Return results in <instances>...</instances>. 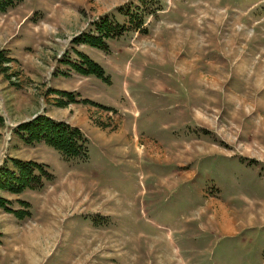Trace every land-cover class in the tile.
<instances>
[{
  "label": "rangeland",
  "instance_id": "374dc122",
  "mask_svg": "<svg viewBox=\"0 0 264 264\" xmlns=\"http://www.w3.org/2000/svg\"><path fill=\"white\" fill-rule=\"evenodd\" d=\"M0 51V169L50 174L0 190V264H264V0H20ZM39 113L87 157L22 139Z\"/></svg>",
  "mask_w": 264,
  "mask_h": 264
},
{
  "label": "trees",
  "instance_id": "16d2710c",
  "mask_svg": "<svg viewBox=\"0 0 264 264\" xmlns=\"http://www.w3.org/2000/svg\"><path fill=\"white\" fill-rule=\"evenodd\" d=\"M18 1L20 0H0V10H5ZM93 24L95 25V32H82L79 36L73 38V42L90 43L93 46L106 50L109 46L108 39L121 34L125 30L124 25L113 22L109 17L95 21ZM79 54L82 57V62L75 63V69L87 74H96L102 79L107 78L103 67L98 62L83 52H79ZM0 58L1 60H10L3 57L2 51H0ZM52 90L56 91L55 88ZM59 92L75 100L72 92L61 90ZM84 101L89 102L90 100L85 99ZM15 131L28 143L45 141L67 158L87 157L88 142L81 130L65 121L55 120L43 113H39L31 119L19 123L16 125ZM12 164L14 170L0 169V190H9L17 193L23 190L25 186L35 188L40 184L43 177L50 175L42 163L13 158ZM8 200L0 195V207L9 210L6 204ZM21 202L26 203L23 200Z\"/></svg>",
  "mask_w": 264,
  "mask_h": 264
}]
</instances>
